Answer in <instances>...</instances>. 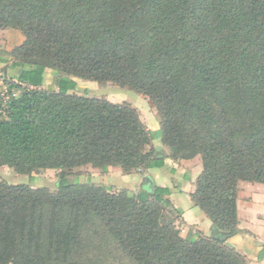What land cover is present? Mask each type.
Wrapping results in <instances>:
<instances>
[{
    "label": "trees",
    "instance_id": "trees-1",
    "mask_svg": "<svg viewBox=\"0 0 264 264\" xmlns=\"http://www.w3.org/2000/svg\"><path fill=\"white\" fill-rule=\"evenodd\" d=\"M4 29L23 40L0 93V168L59 182L0 181V264H248L217 235L182 237L167 188L67 175L163 166L135 108L76 94L73 79L127 88L156 112L171 160L200 158L194 207L239 233L238 183L264 185V0H0ZM47 69L57 91L41 88Z\"/></svg>",
    "mask_w": 264,
    "mask_h": 264
},
{
    "label": "crops",
    "instance_id": "crops-1",
    "mask_svg": "<svg viewBox=\"0 0 264 264\" xmlns=\"http://www.w3.org/2000/svg\"><path fill=\"white\" fill-rule=\"evenodd\" d=\"M1 72L6 76L7 72L5 73L3 70ZM50 77L54 76H50L49 71H46L42 89L48 85ZM58 78L54 84L55 91H57ZM73 81L77 86L82 83H92L80 79H73ZM73 92L70 91L69 93ZM141 97L135 94L128 104L138 111L139 116L141 115L140 120L151 135V145H154V149L156 147L161 148L164 155L162 158L163 166L146 170L143 175L134 173L125 175L118 167L108 168L105 174H101L99 170L93 169L91 166L82 167L80 171L91 173L90 177L93 184L111 187L112 192L122 189L134 191L139 186L138 193H135L139 194L143 191L144 185H147V189H149L150 183L154 187L167 188L170 190L169 201L171 205L180 212L182 237H186L189 233L191 235L200 234L205 237L217 235L216 229H212L213 224L198 208L194 207L189 197L195 191L196 179L202 170L200 158L196 157L191 160L170 159L167 149L160 143V134L152 137V134L160 133L156 112L152 111L149 108L150 104H147L149 102ZM143 101H146L144 107L141 104ZM145 111L148 116H145ZM151 117H154L155 120ZM144 180H147L146 184H143ZM116 188L117 190H114ZM237 218L240 232L228 240L229 245L239 251L248 264H264V185L247 182L238 183Z\"/></svg>",
    "mask_w": 264,
    "mask_h": 264
},
{
    "label": "rangeland",
    "instance_id": "rangeland-1",
    "mask_svg": "<svg viewBox=\"0 0 264 264\" xmlns=\"http://www.w3.org/2000/svg\"><path fill=\"white\" fill-rule=\"evenodd\" d=\"M22 38L23 37L17 30H12V29L0 30V93L4 95L8 91V88L5 85V83H7L8 80L5 79L7 76L5 77V75L2 74L1 71L3 70L6 73L11 69L13 61L10 58V52L15 47L21 44L23 40ZM47 71H49L50 76L52 75L54 76V77L49 78L50 80L48 81V85L45 87L46 90H51V89H54V84H55V80L57 77L53 74V71L51 69H47ZM84 90L87 91V96L89 97L105 99L109 102L116 103V104L129 103V101H132V97L135 95L134 92H130L127 88H120L112 83H100V84L94 83V82L82 83L80 86H78L76 90L77 92L75 93L80 94ZM143 100L147 101L146 98H144ZM146 101L141 102L143 107L146 105ZM149 108L152 111H154L150 105H149ZM144 114L145 116H148V113L146 111L144 112ZM151 118L155 120L154 117H151ZM159 134L160 133L152 134V137L154 138L155 136ZM152 147L154 148L153 144H152ZM136 174L143 175L144 173L138 172ZM90 175L91 173H88L86 171H80V169H75L71 171L69 175H67V180L70 183L93 184L91 182ZM58 176H59V171H55V170H41V171L33 173L30 177V176L17 175L6 167L0 168V181H4L10 185H26L34 189L46 188L52 193L56 191V188L59 182ZM138 187L139 186H137L134 191L132 190L130 191L134 193H138V190H137ZM143 189L147 190V185H144ZM114 190H117V188ZM118 191H114V192H118ZM171 217H174V216H172L171 214L167 215V220L168 219L170 220Z\"/></svg>",
    "mask_w": 264,
    "mask_h": 264
},
{
    "label": "water",
    "instance_id": "water-1",
    "mask_svg": "<svg viewBox=\"0 0 264 264\" xmlns=\"http://www.w3.org/2000/svg\"><path fill=\"white\" fill-rule=\"evenodd\" d=\"M58 79H59V78H58ZM58 79H57V80H58ZM155 152H156V154H155V156H154V159H162V158L164 157V155H163L162 152H161V148H160V147H156V148H155ZM146 183H147V180H144V181H143V184H146ZM149 189H150L151 191L154 189V186H153L152 183L149 184ZM212 229H213V230L216 229L215 225H212ZM236 233H237L236 231H234V232H232V233H220V234H217V237L219 238L220 241H224V242L226 241V243L229 244V243H228V240H229L232 236H234Z\"/></svg>",
    "mask_w": 264,
    "mask_h": 264
}]
</instances>
